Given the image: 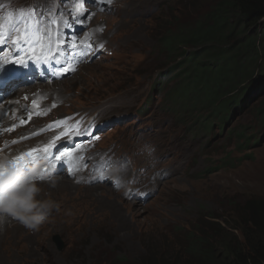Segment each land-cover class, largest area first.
Wrapping results in <instances>:
<instances>
[{
    "label": "rangeland",
    "instance_id": "374dc122",
    "mask_svg": "<svg viewBox=\"0 0 264 264\" xmlns=\"http://www.w3.org/2000/svg\"><path fill=\"white\" fill-rule=\"evenodd\" d=\"M213 1L57 3L63 39L75 38L77 45L85 41L93 47L72 60L71 65L78 66L70 65L65 76L39 84L32 78L19 88L23 95L13 87L9 99L0 101L3 110L6 106L0 117V164L49 143L57 131L32 133L81 111L118 120L81 147L80 169L92 166L102 153L127 152L129 165L120 174L104 173L105 180L98 184L90 183L97 174L89 176L85 170L69 174L64 167L60 172L66 175H43L41 181H32L39 190L37 199L57 198L59 205L35 230L9 217L13 223L0 230V264H218L227 258L225 241L247 250L244 230L255 227L257 213L252 210L264 206V114L255 107L264 96V72L247 88L252 96L243 95L238 104L231 100L228 109L213 114L205 105L194 107L193 94L176 96V88L183 85L179 82L183 57L159 52L156 38L166 29L203 17ZM0 2L6 15L35 0ZM61 7L66 11L62 15ZM74 23L81 26L78 36L71 29ZM237 93L242 95L236 89L233 99L238 100ZM11 100L20 103L19 111L30 109L27 105L35 100L33 120L25 112L12 120L18 112H13ZM5 118L10 122L3 123ZM22 119L27 125L18 129ZM114 177L120 179V187L112 185ZM134 188L147 194L143 203L124 194ZM136 203L138 209L133 208ZM59 211L64 212L54 220ZM68 221L76 227L68 228ZM194 239L206 255L203 261L188 253Z\"/></svg>",
    "mask_w": 264,
    "mask_h": 264
},
{
    "label": "trees",
    "instance_id": "16d2710c",
    "mask_svg": "<svg viewBox=\"0 0 264 264\" xmlns=\"http://www.w3.org/2000/svg\"><path fill=\"white\" fill-rule=\"evenodd\" d=\"M164 32L156 34L159 52L183 57L179 71L183 85L176 88V96L193 94V106L205 105L213 114L228 109L231 100L238 104L243 95L252 96L247 88L264 72V0H214L203 17ZM236 89L242 91L240 98L236 94L238 100L232 98ZM255 105L264 114V96ZM256 210L255 227L244 230L247 250L225 241L227 258L218 264H264V206ZM188 249L205 259L200 241L194 239Z\"/></svg>",
    "mask_w": 264,
    "mask_h": 264
},
{
    "label": "snow or ice",
    "instance_id": "6c2138e0",
    "mask_svg": "<svg viewBox=\"0 0 264 264\" xmlns=\"http://www.w3.org/2000/svg\"><path fill=\"white\" fill-rule=\"evenodd\" d=\"M58 2H62V0H35L31 6L16 9L14 12H8L6 15L0 17V54L7 50L9 56L7 59L0 56V72L4 71L5 66L9 63L27 67L29 60L37 64L47 62V60L54 58L55 54L62 50L64 44H68L72 49L81 46L87 47L85 41H80V44L77 45L75 38L72 40L63 39L58 27L55 29V35L53 34V26L59 24V19L57 18V13L59 12V8L57 7ZM87 2L88 0H77V6L80 3L86 4ZM96 2L104 3L107 0H96ZM0 7H3V5L0 4ZM74 10H77V8L74 7ZM76 23L79 24L80 20L77 19ZM53 44H55V47H53ZM68 70V68L63 69L65 72ZM33 105H36L35 100L33 101ZM2 112L3 107H0V113ZM24 122L22 119L21 123ZM64 123L65 121H55L49 124L47 128L62 126ZM69 131V129H66L64 132L59 133V135L52 137L49 143L20 153L6 165L0 164V205L4 203L5 186L3 180L5 175H18L22 177L21 181L13 185V188H22L24 183H31L33 179L40 175V173H28L30 165L36 162L39 157L48 160L52 167H55L56 162L59 161L71 163L73 158L72 150L65 149L58 155L53 152V149L56 148L57 143L60 142L62 137L71 139L72 135L83 134L82 131H75L69 135ZM22 139H27V137H22ZM16 142L13 141L12 143ZM44 171H47V169H42L41 173ZM68 173L72 174L71 167L68 168ZM14 203L15 198L10 201V206Z\"/></svg>",
    "mask_w": 264,
    "mask_h": 264
},
{
    "label": "clouds",
    "instance_id": "9594fccd",
    "mask_svg": "<svg viewBox=\"0 0 264 264\" xmlns=\"http://www.w3.org/2000/svg\"><path fill=\"white\" fill-rule=\"evenodd\" d=\"M101 47H102V45L100 46V48ZM30 66L32 68L34 66V63H31ZM14 81H17V80H14ZM14 90H16V89H14ZM9 94L5 95V98ZM0 101H3V100H0ZM60 118L61 119L62 118H65V119L68 118L69 119L67 122L68 125L74 124V122L80 118H82V120H83L82 124H84V123H96L98 125L99 124L101 125V123L105 122L106 128H107V126H109L112 123L113 120H118V118H116L114 116L109 117V116L102 115V114L100 115L99 113L89 114L88 112H81V111L80 112H74L72 114L62 116ZM60 118L56 119V120H60ZM52 121H55V120H52ZM49 122H51V121H49ZM63 127L64 126H61L60 128H56V129H52V130L57 131V133L59 135V133L64 132ZM42 128L40 129V131H38V130L34 131L32 133V136L38 135L44 131H51V130H43ZM72 132H75V131H71V132L69 131V135H71ZM34 133H35V135H34ZM73 136L74 135H72L71 137H73ZM95 140H97V138ZM95 140H91V141H95ZM86 142H89V140L86 139L84 141V144ZM68 144H69L68 138L62 137L61 142L57 143V146H56V148L53 149V152L55 153V151H56L55 154L58 155L60 153L61 148H63L66 145H67L66 147H68L69 146ZM79 150L76 149L72 152L73 158L71 160V163L75 161V165H71L70 167L72 168V173H74V174L76 172H78V171H75V169L78 167V165L81 167V163H82V161L77 156L78 155L77 153ZM129 156H130L129 153H127V152H122L119 155H117L116 153H114V154L102 153V154H99L98 159L91 162L92 166H90V167L95 168V171H96L97 176H98V181L102 182L106 178V176H104V173H107L108 175L110 173L112 175H115V174H120L122 172H125V170L127 169L128 165H129V162L127 161V159H129ZM67 163L68 162H66V161H61V163L59 164L60 168L57 169L56 173H53V171H52L51 174L52 175H54V174H60V175L65 174L64 172H60V169L62 167H64L68 170L67 165L70 163H68V164ZM1 164L6 165L5 162L1 163ZM56 164H57V162H56ZM56 164H55V167H56ZM49 165H50V162L48 160H46V159L40 160V157H39L36 160V162H34L30 165V167L28 168V173L29 174L40 173L39 177H41L43 175H49V173H46L48 170L44 171L43 173H41V171H40V169L42 170L43 167H44V169H46V166H49ZM80 170H84V169H80ZM51 174L49 175L50 178H51ZM21 180H22V177H20L18 175H5V177H4L3 184L5 186V193H4V203L2 205H0V230H3V226L9 217L16 219L21 224H23L26 228L31 229V230H35V229L39 228V226L42 223H44V221L47 219L51 210L56 207V204L54 201L37 199L36 196H37V193L39 190L34 185H32L31 183H24V186L22 188H13V185L17 184ZM39 181H41V178ZM33 182H35V181H33ZM112 185L115 188L120 187V185H121L120 179L118 177H114L112 180ZM129 193H130V189H126L124 192L125 195H129L131 198L138 199L142 202L144 201V199L147 196L146 193L139 191L137 188L132 189V192L130 194ZM13 198H15V203L10 206V201Z\"/></svg>",
    "mask_w": 264,
    "mask_h": 264
},
{
    "label": "bare ground",
    "instance_id": "6f19581e",
    "mask_svg": "<svg viewBox=\"0 0 264 264\" xmlns=\"http://www.w3.org/2000/svg\"><path fill=\"white\" fill-rule=\"evenodd\" d=\"M101 8V7H100ZM61 13V15H62V13H65L66 11L64 10V8L63 7H61V11H60ZM99 12V11H98ZM98 12H96V13H98ZM71 29H73L74 30V34H76V36H78V32H80L81 31V26H79V25H76L75 23L72 25V27H71ZM76 66H78V64H77V62L75 63V64H73L72 65V68L74 69ZM68 73V72H67ZM25 77L27 78V79H32V78H34V83L33 84H39L40 82H39V80L41 79V76H35V75H28V74H26L25 75ZM36 80H37V82H36ZM4 84H6V86H5V88H4V90H2V89H0V100H5V93L6 92H10L11 91V88H15L16 90V92L18 93V95H19V93H22L21 95H23V91H20V92H18V90H19V88L20 87H22V86H24L26 83L25 82H23V80L22 79H17V81H2V82H0V85H4ZM33 84H31V85H33ZM27 86H30V85H27ZM40 90H45L44 89V87H41L40 88ZM28 94H32V93H30L29 91H27V95ZM34 94V93H33ZM9 96H11V95H8L7 97H6V99H9ZM10 103H12L13 104V106H14V109H13V112H15V111H17L18 113L14 116V118H12V120H14V121H17V120H19L20 119V115L21 114H23L24 112H25V114L24 115H26V116H29V117H31V110L32 109H35V107L36 106H34L33 104H29V105H27V106H29L30 107V109H27L26 108V110L25 111H19V109H17V108H19L20 107V103H17V102H15V101H13V100H11V102ZM16 105V106H15ZM13 108V107H12ZM12 108L6 113V115L8 116V115H10V114H12ZM38 108V107H37ZM6 111V107L4 108V110H3V112L0 114V117L3 115V113ZM20 114V115H19ZM15 119H17V120H15ZM31 120H33L32 118H31ZM10 121L7 119V118H5L4 120H3V123H9ZM10 125H12V124H9V126ZM25 125H27V124H24V123H21V124H19L18 126H17V128L19 129V128H22V127H24ZM16 128V129H17ZM54 132H56V131H53V130H51V131H44V133H45V135H48V134H53ZM43 133V134H44ZM65 148H67L66 146H64ZM61 163V161H59V162H57V164H56V167H52L51 165H49L48 166V171L46 172V173H49V175L52 173V171L54 170V169H59L60 167H59V164ZM88 174H89V176H95V174H97L96 173V171H95V168H93V167H88V168H86V169H84ZM40 171H41V169H40ZM75 171H78V172H81L82 170H80V166L78 165V167L75 169ZM52 175V174H51ZM54 175H60V174H54ZM66 175V174H65ZM34 180H40V177L38 176L37 178H35V179H33V181ZM68 182H70L73 186H74V183H72L71 181H70V179L68 178V179H66ZM92 181L90 182V183H92V184H94V183H97L98 184V177H96L95 176V179L93 180V179H91ZM87 181V180H86ZM32 183V182H31ZM76 185V184H75ZM77 186V185H76ZM84 187H87V186H84ZM113 189H114V187H112ZM114 190H116V189H114ZM47 200H51V201H54L55 202V204H56V206H58L59 205V199H57V198H54V200H53V198H50V199H47ZM138 202H141V203H143L142 201H140V200H137ZM138 205H140V203H136V204H133V208H135V209H138L139 208V206ZM56 208V207H55ZM51 212H53V210H51ZM64 211H59V212H55L54 213V216H53V218H54V220L56 219V218H58L62 213H63ZM9 223H13V221L10 219V218H8L7 220H6V222H5V224H4V226H6L7 224H9ZM74 223L75 222H73V221H68V224H67V227L68 228H74V227H76V226H74ZM3 226V227H4ZM11 230V229H10ZM51 246H49V245H45V249L47 250V251H50L51 250V248H50ZM2 262V261H1Z\"/></svg>",
    "mask_w": 264,
    "mask_h": 264
},
{
    "label": "water",
    "instance_id": "95a60500",
    "mask_svg": "<svg viewBox=\"0 0 264 264\" xmlns=\"http://www.w3.org/2000/svg\"><path fill=\"white\" fill-rule=\"evenodd\" d=\"M55 238L59 239L57 235L55 236Z\"/></svg>",
    "mask_w": 264,
    "mask_h": 264
}]
</instances>
